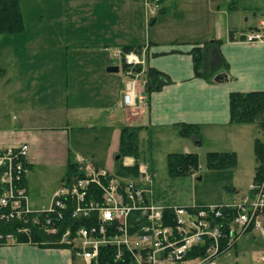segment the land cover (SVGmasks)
<instances>
[{"label":"crops","instance_id":"obj_1","mask_svg":"<svg viewBox=\"0 0 264 264\" xmlns=\"http://www.w3.org/2000/svg\"><path fill=\"white\" fill-rule=\"evenodd\" d=\"M33 1L20 0L24 16L27 6L34 5ZM50 1L64 3L65 7V13H54V7L51 8L48 14L53 17L67 20L75 18L78 13L81 24L95 29L106 21L115 32L110 27L108 43L111 46H102L103 43L82 46L92 58L77 62L81 71H76V85H73V74L67 71L71 66L68 43L59 47L60 51L67 52V57L56 59L58 56L52 53L56 52L55 46H23L25 33L10 35L11 38L3 35L1 46H9L4 55L6 67L13 74L7 77V68H0V81L13 92H0V150L23 145L29 147L30 168L25 187L35 209L47 208L36 206L40 202L38 198L47 196L32 182L37 163L65 168L67 173L69 164L85 162L86 158L72 149L75 131L100 130L113 138L118 130L115 124L123 118L125 127L142 128L140 139L143 134L150 138L151 132H155L167 143L182 146V153L176 154H196L193 147L197 150L210 136L221 139L245 126L231 124V94L264 92V40L252 43L246 40V35L259 31L264 21V0H161L155 17L150 15L147 0ZM73 3L83 7L81 14L77 10L71 11ZM118 12L121 18H118ZM39 17L44 20L46 15L40 12ZM33 42L41 45L38 40ZM215 42H220L217 49L228 68H221L211 79L199 77L195 72L193 51L204 48L206 43L215 45ZM127 47L136 48L131 52L144 60L143 67H139L145 71L142 75L144 83L149 69L160 71L171 80V84L160 91H146L147 106L136 115H131L123 106L127 83L119 85L107 72L109 67L116 66L121 67V71L124 62L120 55ZM104 66L110 77L105 76ZM218 75H224L225 80L216 82ZM104 76L108 78L104 79ZM10 103L15 108L12 114L5 110V105ZM184 125L197 127L198 139L195 136L183 138L180 132ZM171 134L183 142L172 143ZM118 151L119 147L115 153ZM134 164L133 158L124 159V166ZM103 169L111 172L108 168ZM51 189L55 190V187ZM149 189L152 201L157 204L153 182ZM54 193L48 199L50 206ZM0 264L84 262L66 246L11 242L0 244Z\"/></svg>","mask_w":264,"mask_h":264},{"label":"built area","instance_id":"obj_2","mask_svg":"<svg viewBox=\"0 0 264 264\" xmlns=\"http://www.w3.org/2000/svg\"><path fill=\"white\" fill-rule=\"evenodd\" d=\"M147 3L150 15L159 12L161 0ZM157 10L151 9V4ZM247 42L264 40L260 29L246 35ZM128 77L123 94L125 109L136 108L144 60L136 53H121ZM143 84V85H142ZM142 86V87H141ZM141 91V90H140ZM27 145L0 150V222L20 223L16 231L0 233V244L31 237L37 228L55 244L69 247L84 264H99L102 248L114 249V260L132 264H218L216 259L233 249L247 233L257 230L264 240V173L250 187V195L230 205L205 207L161 206L152 201V184L146 168L138 179H121L93 164L80 163L81 179L62 182L51 206L35 209L25 181L29 173ZM70 212L76 225L61 234L62 214ZM200 254L192 259L190 254ZM264 262V252L261 255Z\"/></svg>","mask_w":264,"mask_h":264},{"label":"rangeland","instance_id":"obj_3","mask_svg":"<svg viewBox=\"0 0 264 264\" xmlns=\"http://www.w3.org/2000/svg\"><path fill=\"white\" fill-rule=\"evenodd\" d=\"M33 2L34 5L32 6L29 4L27 6V12L24 13L25 16L23 15L25 34L22 40V45L32 46V44H34V46H55L56 52L52 53L58 56L55 57L58 59L67 57V52L63 49L60 51L59 47H64L65 43H68L71 47L69 53L71 66L67 68V71L70 70L73 74V85L78 84L74 80L76 71H78L77 73L81 71L80 67H77V62L92 58V55L85 52L82 46H99V43H103L102 46H111L108 43V36L111 29L113 30L112 25L108 24L109 22L104 21L102 26L91 29L89 26L79 22L78 13H76L77 16L75 18H67V20L63 17H53L51 16V13L48 14V11L53 7L54 13H65L64 3H54L50 0H34ZM147 3H151L150 0H147ZM160 6L161 2L159 7ZM150 7L152 10L154 8L157 10V6L153 3ZM81 8L83 7H80V5L78 7L75 3L71 5V11L73 12L77 10L81 14ZM98 9H101L100 5H98ZM103 11L106 10L103 8ZM40 12H43V14L46 15L44 20L39 17ZM120 14V12L117 13L118 18ZM121 17L122 15L120 18ZM92 31L94 32L92 33ZM113 31L115 32V30ZM90 33L95 35L92 36ZM169 35L171 36V34ZM6 36L10 35H5V37ZM167 36L164 35L166 38ZM5 37L0 36V68L3 70L7 68V59L4 55L9 47L1 46ZM87 37L90 38V40H88ZM96 37L98 39L93 40ZM9 38H11V36ZM33 40H38L41 45H37ZM104 56L107 55L104 54ZM64 69L66 71V67ZM106 69L107 67L104 66V74L105 76L107 75L110 77V75L106 73ZM7 73L6 76L10 77L12 76L13 71L7 68ZM111 75H113L112 78H115L119 85L128 83L127 81L129 79L122 69L119 73ZM105 76L104 79H107L108 77ZM140 81H144L143 76H141ZM147 84L146 80L145 88L141 86L142 88L138 89L139 96L136 99V108L126 109L129 110L131 115H136L141 108L147 106V100L145 99ZM5 91H9V93L6 94H12L13 89L11 87H6L4 82L0 81V92ZM5 110L12 114L14 113L15 108L10 103V105H5ZM118 123L119 124H115V126H118L116 128L118 130H116L113 138L107 136V133L104 134V132L100 130L86 129L75 131L73 133L72 142V149L86 158L84 163L93 164L101 168H108L111 170L110 173L114 176H116L114 169L115 163L118 161L117 158L120 157V155L115 152L120 145V129L125 127V120L121 118ZM233 132L232 135L223 136L221 139L210 136L197 150L193 147L194 152L196 151L195 153L198 156L199 170L191 176L178 178L169 175L168 157L173 153H182V146H179L178 144L175 146L167 143L163 138H158L155 132H151L150 138L149 136L146 138L145 134L141 135V139L139 137V163L144 165L148 169L149 174L153 176L151 181L154 183V199L157 204L183 208L222 206L230 205L234 201H240L242 197L249 196L250 187L255 180L257 168L254 143L255 140H263L264 137L259 128L254 125H245ZM179 138L180 137L177 135L171 134L170 140H172V143H176L177 141L183 142ZM225 152H234L237 154L236 167L210 169L208 166V154ZM36 166L34 174L32 175V182L36 183L37 189L45 191V195H47L41 197L42 199L38 198L37 200L40 202H37L36 206L48 208L50 206V197L64 181L63 179L66 174V169L47 166L45 163H37ZM140 184L148 188L151 186L142 182ZM53 187H55V190H50V188ZM57 237H59V235H57L54 240H57ZM263 252L264 240L261 233L257 230H253L242 237L233 249L217 258L216 262L218 264H264L261 260Z\"/></svg>","mask_w":264,"mask_h":264},{"label":"trees","instance_id":"obj_4","mask_svg":"<svg viewBox=\"0 0 264 264\" xmlns=\"http://www.w3.org/2000/svg\"><path fill=\"white\" fill-rule=\"evenodd\" d=\"M25 31V22L21 10L20 0H0V36L3 35H19ZM220 42L215 45L206 43L204 48H196L193 51L195 72L199 77L213 78L221 68L227 69L228 65L220 54L218 48ZM136 48L127 47L125 53H129ZM125 70L126 66L122 65ZM141 68H137V72H141ZM147 92H157L163 87L171 84L170 78L164 73L155 69L147 71ZM230 115L231 124L234 126L254 125L259 128L264 137V92L256 93H233L230 96ZM142 128L125 127L120 131V145L118 154L120 159L115 163V175L121 179H138L139 178V133ZM181 136L183 138L199 137L197 127L182 126ZM254 151L256 155L257 168L255 180L259 179L264 173V139L255 140ZM125 158H133L135 164L131 167L124 166ZM237 165L236 153H209L208 166L210 169L234 168ZM169 175L174 178L191 176L199 170V160L196 154H171L168 157ZM78 164H69L65 182L73 183L77 179H81ZM60 220L61 234L73 225L76 221L71 218L70 212L62 214ZM20 223H1L0 233L14 232ZM46 237L37 228H32L31 237L20 236L19 242H30L41 246H58L55 240ZM200 254H190L188 258L192 259ZM114 249L102 248L100 252L99 264H132L130 260L125 259L120 262L114 260Z\"/></svg>","mask_w":264,"mask_h":264},{"label":"water","instance_id":"obj_5","mask_svg":"<svg viewBox=\"0 0 264 264\" xmlns=\"http://www.w3.org/2000/svg\"><path fill=\"white\" fill-rule=\"evenodd\" d=\"M107 72L108 73H111V74H114V73H119L120 72V67L116 66V67H109L107 69ZM225 80V76L224 75H218L216 78H215V81L218 82V83H221ZM120 157L117 158V160H119Z\"/></svg>","mask_w":264,"mask_h":264}]
</instances>
